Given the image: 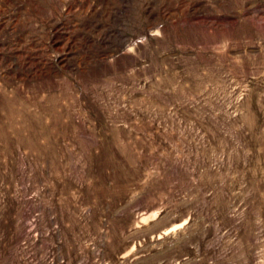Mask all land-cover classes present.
<instances>
[{
    "label": "rangeland",
    "instance_id": "374dc122",
    "mask_svg": "<svg viewBox=\"0 0 264 264\" xmlns=\"http://www.w3.org/2000/svg\"><path fill=\"white\" fill-rule=\"evenodd\" d=\"M0 264H264V0H0Z\"/></svg>",
    "mask_w": 264,
    "mask_h": 264
}]
</instances>
